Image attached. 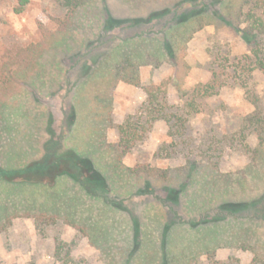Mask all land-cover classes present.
<instances>
[{"label":"trees","instance_id":"16d2710c","mask_svg":"<svg viewBox=\"0 0 264 264\" xmlns=\"http://www.w3.org/2000/svg\"><path fill=\"white\" fill-rule=\"evenodd\" d=\"M31 1L18 0L16 12H24ZM49 1L59 14L51 17L52 25L39 23L38 41L14 44L1 57L0 126L6 117L8 97L16 86L37 76L41 68L44 73V58L52 50L85 47L67 57L78 56V60L72 66L77 76H65V82L72 83L71 90L76 86L77 102L66 120L76 123L79 109L89 106L91 110L93 105L89 141L84 149L69 146L64 141L65 131L57 134L50 119L49 139L38 159L27 164L26 157L18 158L20 149H5L8 156L16 153L17 158L9 156L0 165V234L19 217L34 219L41 231L62 220L89 238L105 264H240L238 258H220L223 247L251 252L253 264H264V100L254 82L256 74L264 76V0H121L134 6L149 2L157 7L136 17L115 16L105 7L100 34L88 44L89 49L72 46L69 39L82 27L83 12L95 8L96 0ZM211 25L233 29L248 51L233 55L220 49L211 62L210 80L183 91L190 69L185 60L188 42ZM90 53L92 61H82ZM164 65L175 70L173 77L143 85V67L158 69ZM120 82L143 88L147 97L136 114L117 123L113 102ZM231 85L245 90L252 107L242 125L230 133L195 131L193 120L200 113L201 101ZM172 86L181 96L180 104L169 102ZM159 121L166 123L170 140L159 146L155 156L185 161L177 168L146 162L126 165L125 158L149 137ZM110 131L114 141L108 140ZM233 155L240 156L243 163L230 165ZM36 174L72 180L82 192L79 205L74 196H63L54 190L56 187L44 193L49 198L40 202L34 187L40 183L28 177ZM173 176L178 177V187H165L164 194L156 195L166 210L163 218L150 219L154 228L142 231L139 219L127 214L128 204L112 196L131 178L143 179L148 186L152 180L168 183ZM11 181L13 187H7ZM189 187L195 189L192 196ZM256 189L260 190L256 197L244 195ZM217 190L233 195L239 191L242 197L225 199L216 204V213L210 214L213 207L204 211L205 196ZM82 194L98 199L105 208L93 212L94 207H86ZM182 197L186 210L189 207V218L177 206ZM74 244L58 240L54 255L58 263L83 264L71 255Z\"/></svg>","mask_w":264,"mask_h":264},{"label":"rangeland","instance_id":"374dc122","mask_svg":"<svg viewBox=\"0 0 264 264\" xmlns=\"http://www.w3.org/2000/svg\"><path fill=\"white\" fill-rule=\"evenodd\" d=\"M17 2L18 0H0V62L3 53L10 46L38 41L41 37L39 23L51 26V17L58 14L55 5L49 0H32L22 13H17L15 10ZM93 6L95 8L83 12L82 27L77 28L69 39L72 46L83 45L88 48V44L98 37L105 7L110 9L115 16L136 17L137 15H147L157 7V4L147 2L134 6V4L121 0H96ZM75 49L70 51L62 49L59 51L58 47L57 51L53 52L54 50H52L44 58L43 63L46 65L43 70L44 73L41 68L37 76L25 85L16 86L8 97L6 117L0 126V165H3L7 157L10 156L6 152L11 149L16 151L20 149L19 152L17 151L18 158L24 156L27 159L26 162L38 159L42 155L45 141L49 139L47 129L50 119L53 121L52 125L57 134L61 130L65 131L64 141L66 139L69 146L72 145L81 149L87 147V141H89L88 127H90L93 120V117L91 119V112L94 110L93 105H90L92 111L89 106H82L79 109L76 123L69 124L66 120V115L72 112L77 102L74 96L76 86L71 90L70 85L72 83L65 82V76L71 75L72 78L77 76L74 70L76 67L72 68V66L78 60V56L70 59L67 57L74 52L85 49V47ZM220 49L230 50L233 55H241L248 51L247 45L239 39L233 29L228 27L217 28L211 25L194 35L188 42L185 54V60L190 65V69L185 74L183 91L198 83H206L210 80L212 77L211 62L218 55ZM83 52L81 53L83 54ZM91 55L92 53L83 56L82 61L90 63L92 61ZM67 69H70L68 74H66ZM174 75L175 70L170 65H164L158 69L152 67L142 68L143 85L158 84L162 80H169ZM254 82L258 93L264 100V76L256 74ZM146 97L143 88L120 82L114 93L115 121L121 123L128 115L136 114ZM180 98L179 92L172 86L168 98L169 102L180 104ZM198 109L200 113L193 120L194 130L203 134L205 132L211 134L213 133L212 129H215L222 134L238 129L252 107L246 99L245 90L240 86L231 85L221 88L219 94L201 101ZM7 127L9 132L5 133ZM10 128H14V131H11ZM167 130L164 121L157 122L149 137L139 143L133 152L125 158L126 165L133 167L137 163L146 162L162 168L179 167L185 161L182 158L168 159L155 156L159 146L170 140ZM108 135L109 141L115 140L114 132L110 131ZM254 140L252 138L253 143H255ZM15 154L10 157H16ZM241 160L240 156L233 155L230 165L242 164ZM30 162H27V164ZM28 177L32 181L36 180L40 183V185L34 186L40 202L49 198L48 196L45 197L44 193L52 192L54 187H56L54 190L61 191L59 193H62L63 196H74L77 203L78 200L80 201L78 197L82 192L77 184L73 183L72 180L65 179V176L55 178L50 174H36ZM21 179L23 178L17 177V180ZM11 183L12 181L7 187H13ZM178 183V177L176 176H173V179L168 183L152 180L148 186H146L143 179L131 178L128 185L118 186L120 190L114 192L112 196L124 200L128 204L129 211L127 214L136 216L139 219V226L144 231L155 227L150 219L164 217L166 207L161 204L156 195L164 194L165 187H178ZM34 187H29V189L31 190ZM145 187L148 188L147 192L141 193L140 190H144ZM64 188L66 191L61 190ZM188 189H190L189 195L192 196L195 189L190 187ZM259 191V189H256L244 195L256 197ZM232 197L239 198L242 197V194L239 191H235V195L225 194L221 190L213 191L212 194L205 196L206 207L204 211L209 207H213L210 214H215L218 206L216 204H220L228 198L232 199ZM81 199L85 200L86 207H94L93 212L98 213L100 209L105 208L101 201L89 198L85 194ZM177 206L181 213L189 218L190 210L189 207L186 210L183 197ZM111 216L113 217V214ZM117 216L121 218L124 215ZM126 218L124 216V219ZM128 219L133 221L135 218L129 217ZM148 225L151 226L147 227ZM261 230L264 234V225L261 226ZM126 234L127 232L123 235ZM58 240L73 241L75 244L71 255H75L82 260L83 264H105L100 258V251L93 246L89 238L66 222L60 220L57 225H49L45 231H41L34 219L26 217L16 218L12 227L7 232L0 234V262L5 264L31 262L33 264H61L54 257V255H57ZM65 254L63 253V255ZM219 257L238 258L240 264H253L254 262V255L251 252L229 247L220 248Z\"/></svg>","mask_w":264,"mask_h":264}]
</instances>
